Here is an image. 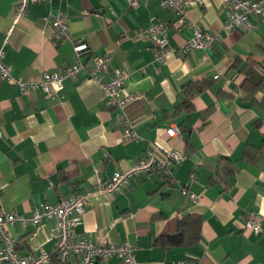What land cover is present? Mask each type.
Wrapping results in <instances>:
<instances>
[{"label":"crops","instance_id":"0c3cea01","mask_svg":"<svg viewBox=\"0 0 264 264\" xmlns=\"http://www.w3.org/2000/svg\"><path fill=\"white\" fill-rule=\"evenodd\" d=\"M189 1L188 20L220 36L208 51L180 50L193 30L176 28V14L160 0L138 7L127 0H52L31 4L18 22V0H0V48L13 27L3 62L14 77L37 80L85 63L55 99L40 91L23 95L0 80V211L29 218L42 204L89 190L74 232L89 241L133 243L138 264H264V231L243 228L247 212L264 215V23L250 16V30L229 31L222 0ZM59 10L68 13L72 38L89 44L90 54L79 57L72 40H58L42 21ZM152 24L168 28L176 49L160 66L143 35ZM94 54L111 57L105 79L115 68L128 72L122 96L132 97L127 112L133 138L126 136L120 110L90 79ZM206 81L210 85L195 93L192 111L178 109L188 91ZM174 124L182 138L168 135ZM153 143L183 155L177 184L155 172L115 196L100 192V184L130 170ZM191 173L196 180L189 191L197 202L181 192ZM188 215L200 216L202 225L199 241L186 245L178 227ZM56 229V220H49L39 227L18 223L11 232L19 254L31 257L55 250ZM97 264L123 262L114 257Z\"/></svg>","mask_w":264,"mask_h":264},{"label":"built area","instance_id":"2783aa9c","mask_svg":"<svg viewBox=\"0 0 264 264\" xmlns=\"http://www.w3.org/2000/svg\"><path fill=\"white\" fill-rule=\"evenodd\" d=\"M132 7L146 4L148 0H127ZM228 7L227 20L224 23L226 30L240 29L250 30V16L258 17L264 23V0H222ZM52 0H18L16 4V21L23 16L31 4H48ZM162 8H170L177 16L174 24L176 28L191 27L193 37L180 46L184 53L193 52L197 49L208 51L219 41L218 34L203 32L192 24L187 17V9L191 6L189 0H160ZM45 24H50L58 40H72L73 49L79 57L83 54H90V46L83 43L81 39L74 40L70 32V17L67 12L59 10L51 11L42 18ZM13 27L6 30V38L0 48V80H6L17 85L21 94L26 95L32 91H40L50 99L57 98L63 89L66 80H77L81 71L85 69L83 61L67 66L62 72H45L37 80H25L12 75V69L3 62L6 55V45L9 43ZM143 35L153 45L155 61L158 65L167 62L168 57L176 49L169 43L170 32L164 24H152ZM109 55L92 56L93 67L89 72L90 79L94 80L106 93L108 105L120 110V121L125 127L127 137L135 136L134 122L131 121L127 106L132 102V97L124 95L128 72L123 68H115L110 72L108 79H105V72H108L111 64ZM170 137L182 138L181 128L174 124L167 129ZM1 136V134H0ZM183 155L175 149L164 148L158 143H153L146 150L140 160L128 171H116L110 181L100 184V192L115 196L127 190L135 179L148 177L152 173H159L170 184H177L175 169L182 163ZM196 180L195 173H191L189 180L181 186L183 195L189 196L194 202L198 196L189 191V185ZM91 191L81 192L70 197L61 198L54 205H40L28 218L24 214L13 211H0V264H54V257L58 264H97L100 260L119 258L123 264H138L136 259V245L133 243L115 244L108 240L99 239L89 241L78 237L74 227L81 223L86 211V206L91 196ZM1 198V191H0ZM56 220L57 223V247L53 252L43 251L36 256H22L17 250L16 240L11 228L20 223L24 226H42L46 221ZM243 228L246 233H260L264 231V215L255 212H247L243 219ZM74 258L71 261L70 257ZM178 264H187L182 261Z\"/></svg>","mask_w":264,"mask_h":264},{"label":"trees","instance_id":"16d2710c","mask_svg":"<svg viewBox=\"0 0 264 264\" xmlns=\"http://www.w3.org/2000/svg\"><path fill=\"white\" fill-rule=\"evenodd\" d=\"M260 81L261 83H259ZM260 81L258 82V84L256 83L255 85L256 88H259L262 85L263 80H260ZM209 85L210 84L208 81L203 82L200 85H195V87L193 88L194 89L193 92L188 91L185 101H183L178 106V109H187V110L190 109L192 111V106H193L192 100H193L195 93L197 94L199 92H202L207 87H209ZM255 87L254 89H256ZM208 113H210V111L206 110L204 115ZM201 225H202V218L197 215L196 216L195 215L185 216L179 222L178 233L184 236L186 245L197 243L199 241ZM56 257L57 255H55V258ZM56 263L57 262L54 261V264Z\"/></svg>","mask_w":264,"mask_h":264},{"label":"clouds","instance_id":"9594fccd","mask_svg":"<svg viewBox=\"0 0 264 264\" xmlns=\"http://www.w3.org/2000/svg\"><path fill=\"white\" fill-rule=\"evenodd\" d=\"M261 211H262V213H264V209H262Z\"/></svg>","mask_w":264,"mask_h":264},{"label":"rangeland","instance_id":"374dc122","mask_svg":"<svg viewBox=\"0 0 264 264\" xmlns=\"http://www.w3.org/2000/svg\"><path fill=\"white\" fill-rule=\"evenodd\" d=\"M18 22V21H17Z\"/></svg>","mask_w":264,"mask_h":264}]
</instances>
